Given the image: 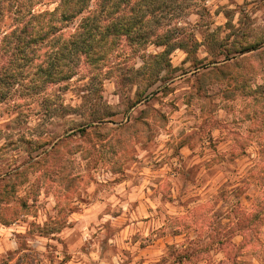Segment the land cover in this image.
<instances>
[{"label":"rangeland","instance_id":"1","mask_svg":"<svg viewBox=\"0 0 264 264\" xmlns=\"http://www.w3.org/2000/svg\"><path fill=\"white\" fill-rule=\"evenodd\" d=\"M233 2L229 0V3ZM206 5L209 12L202 18L193 14L199 17L195 24L187 19V32L194 33L197 40L190 42L187 48H193L195 52L188 54L186 49H175L169 56L171 67L161 73V80L151 88L154 92L143 101L133 106L138 98L136 87L127 81L122 82L116 77L105 80L103 96L112 106L109 126L113 128V137L110 142L98 143L95 162L90 166L83 165L85 173L97 172L103 179L97 180L88 174L72 175L65 183L59 179L49 181L53 185L49 192L42 190L37 201L29 200L32 208L23 218L28 228L24 233H13L17 238L27 236L31 240L30 244L25 241L20 247L32 250L38 256L39 264H56V252L63 257L58 264H77L88 255H100L103 259L100 253L86 251L89 241L77 250L73 239V236L82 238L85 233L94 236L91 229L101 220L109 232L106 240L115 237L128 245L123 249L114 245L113 256L118 252L131 255L129 249L133 248L140 256L141 264H168L173 247L196 236V223L183 218L190 211L204 205V211L209 212L211 221L219 229L236 220L241 210L256 212L257 203L264 196V115L257 106H251L256 94L250 89L259 91L256 93L264 99L261 95L264 94V50L248 57L246 53L232 54L239 48L236 43L264 41V31L237 29L233 23L235 10L223 7L213 10L208 0ZM48 7L54 8L55 4ZM221 18L224 23L219 22ZM11 22L10 17L6 18L5 27L8 28ZM160 50L162 48L154 45L148 48L152 53ZM226 52H232L230 60H225V55L221 54ZM137 64H142L140 58ZM222 65L225 66L218 67ZM235 66L237 77L230 79L227 73ZM252 66H255L254 70L249 71ZM243 77L249 79L245 82ZM81 81L86 80L75 79L63 93L69 104L78 106L84 102L82 94L86 83ZM113 97L118 101L116 106L112 104ZM155 105L162 106L163 111L160 107L154 108ZM255 110H258L257 116ZM33 119L42 122L36 111L26 119L16 112L2 113L0 108V121H6L0 125V139L6 140L0 145V177L22 167V162L28 159L29 147L21 138H36L46 131L39 123L29 128ZM81 120L82 117L76 114L60 116L46 126L48 138H54L53 144L63 139L53 156L60 160L64 171L71 168L76 172L80 167L74 157L88 159L80 151L71 153L78 145L88 146V141L78 136H64L68 135L70 126ZM187 120H197L199 124H188L187 132L181 128L174 146H170L173 145L172 137L161 141L168 149L167 154L157 144L159 156L157 151L151 153L157 158L150 164L141 157L138 147L147 151L140 144L141 138L150 145L155 133L167 135L171 125H185ZM97 139L98 136H94V141ZM121 139L125 140L122 146ZM13 153L16 155L12 156ZM21 153L26 155L21 156ZM169 154L171 159L177 160L178 168L170 164ZM109 174L117 178L109 179ZM78 186L87 188L88 198L79 194ZM21 191L26 195L28 190L23 186L18 193ZM41 197H47L43 205L39 203ZM8 202L12 207L19 206L22 200L16 194ZM49 204L52 212H42ZM101 205H105L103 211L99 210ZM29 215L34 218L28 220ZM41 216L46 217L42 225L37 224ZM105 216L110 219L105 220ZM114 221L118 227L113 226ZM14 223L6 225L0 221V243L5 240L4 229H11ZM129 231L132 233L130 239L126 235ZM64 232L71 234L61 236ZM208 239L204 235L203 242ZM241 239L236 236L233 240L240 242ZM259 239L254 237L256 245L242 254V264H264V226ZM7 241L11 243L12 237H7ZM214 250L213 258L220 260L222 252ZM11 252L10 249V255Z\"/></svg>","mask_w":264,"mask_h":264},{"label":"trees","instance_id":"2","mask_svg":"<svg viewBox=\"0 0 264 264\" xmlns=\"http://www.w3.org/2000/svg\"><path fill=\"white\" fill-rule=\"evenodd\" d=\"M206 1L0 0V108L2 113L16 112L26 119L36 111L42 121L38 125L46 130L36 138H21L29 147L28 159L22 162V167L0 177V221L3 224H12L13 218L21 212L29 214L32 208L29 200L37 201L42 190L49 192L53 188L49 181H56L64 172L60 160L53 156L63 139L53 144L54 138H48L46 126L50 121L60 116H81L82 120L70 126L68 135L64 136H78L88 141V146L78 145L71 153L80 151L93 163L98 143L110 142L113 137V128L109 126L112 106L103 96L105 80L116 77L136 87L138 98L133 106L152 94L151 88L161 80V73L171 67L169 56L175 49H186L188 54L195 52L187 48L190 42L197 41L194 33L187 32V19L193 14L202 18L208 13ZM52 4L55 7L49 8ZM41 6L47 7L38 9ZM8 17L12 22L6 28ZM236 44L239 48L232 55L246 53L248 57L264 50L262 40ZM151 45L162 50L148 52ZM231 53L221 54L225 55V60H230ZM138 58L142 60L139 67L136 66ZM235 71L237 66L228 71L230 79L237 77ZM75 79L87 81L82 94L84 102L78 106L69 104L63 97ZM250 91L256 94L251 106H257L264 115V99L256 93L259 91ZM94 136H98L95 141ZM124 142L119 141L121 146ZM34 172H40L37 185L18 197L22 200L19 206L11 207L8 200ZM203 207L183 216L196 223V236L174 246L168 264H242V254L256 245L253 238L260 241L264 196L258 201L256 212L241 210L236 220L221 229ZM203 221L209 223L203 224ZM204 235L209 237L206 242H203ZM236 236L242 237L240 242L233 240ZM214 249L222 252L220 260L213 258ZM24 260L27 264H39L38 256L30 249L16 264H23Z\"/></svg>","mask_w":264,"mask_h":264},{"label":"clouds","instance_id":"3","mask_svg":"<svg viewBox=\"0 0 264 264\" xmlns=\"http://www.w3.org/2000/svg\"><path fill=\"white\" fill-rule=\"evenodd\" d=\"M208 5L215 10L217 7H223L227 9H233L236 12L235 19H233V23L236 25L237 29H252L257 31H264V0H255V4L253 3V0H234L233 3H229V0H208ZM246 5V6H245ZM258 6V10H257ZM189 21L193 24L196 23V21L199 19L198 16L192 15L189 18ZM220 23H224V19L221 18ZM215 25H213V28ZM226 34V33H225ZM137 67L140 65L137 64ZM87 81H81V83H86ZM113 106H116L118 104V101L115 97L112 99ZM155 107H160L161 111H163L162 106L155 105ZM139 111V110H137ZM136 113H133V116H135ZM10 119V118H9ZM6 121H0V125L5 123ZM39 123L37 119H33L29 122L28 127L34 128ZM151 123V122H150ZM199 124V121L197 120H187L185 125H171L170 129L167 130V135H160L159 132L155 133V137L152 140V143L145 144L143 139L141 138L140 144L144 146V148L147 150L146 152L138 147L139 154L141 157H143L144 160H147L149 164L152 162L153 159H156L157 157H154L151 155L154 151H157V155L159 156V152L157 150V144H160V148L163 149L164 153H168V149L164 148L163 144L160 143L161 141H168L169 137H172L173 145L177 139V137L181 134L180 129L184 128L185 132H187V125L188 124ZM6 143L5 139H0V145H3ZM12 156H15L16 154H11ZM26 154L21 153V156H25ZM184 157H187V150L184 152ZM162 158V157H161ZM80 167L77 169L76 172H73L71 168H69L67 171H64L60 174L58 179L62 182H68L71 180L72 175H79V176H85V175H94L97 180L103 179L97 172H88L85 173L83 169V165H91L92 160L91 158L80 160L79 156L74 157ZM19 162V161H17ZM169 162L173 167H179V164L177 163V160L171 159L169 154ZM103 171V167L100 169ZM40 178V172H34L33 174L28 176L27 183L24 185L25 190H29L34 183L37 181V179ZM117 177L112 176L109 174V179L115 180ZM142 179V177H139ZM100 187H103L101 185ZM79 188V194L84 196L85 198L89 197V192L86 187H80ZM25 194L24 191H21L17 193V198L19 196H23ZM121 195L123 196V192H121ZM155 195V194H154ZM47 200V197H41L39 203L41 205L45 204V201ZM52 203H55V201H52ZM117 203H119L117 201ZM130 204V201L128 202ZM107 204V201L105 202V205ZM105 205L100 206V211H103V208ZM121 207H124V205H121ZM42 212H52L51 205H47L44 207ZM53 216H55V213H52ZM25 216V213L21 212L19 213L18 217H14L15 223L13 224V227L11 229H4L5 234V240L3 243H0V264H16V260L24 256V252L27 249H21V244L25 241H27L29 244L31 243V240L27 236H22L17 238L13 235V233H24L25 230L28 228V225L23 222V218ZM34 217L28 216V220H32ZM46 217L41 216L40 219L37 220V224L42 225L44 222V219ZM105 220L110 219V217L105 216ZM114 227H118V225L113 222ZM75 231V230H73ZM91 233L95 234L94 236L89 235V233H85L82 238H79L78 236H73V239L76 240L75 248L78 250L81 245L84 244L85 241H89V246L86 248V251L89 253L97 252L103 255V259H101L100 255H88L83 257L81 260L77 261V264H141L140 256L137 254L136 250L133 248L129 249V252L131 255H124L123 252H118L117 255L113 256V246L119 245V248H128V245L124 244L123 240L118 238H112L106 240V237L109 235V232L106 230L104 226V220H101L98 222V226H94L91 229ZM71 233L64 232L60 233L61 236L67 237ZM126 235L131 237L132 233L131 231L127 232ZM12 237V242L9 243L7 241V237ZM12 250L11 255L9 254V250ZM51 251V249L49 250ZM79 254V253H78ZM54 256L56 257V264H58L60 259H63V257L60 255L59 252L54 253ZM157 259H159V256H157ZM23 264H27V260L23 261ZM47 264V262H46Z\"/></svg>","mask_w":264,"mask_h":264}]
</instances>
